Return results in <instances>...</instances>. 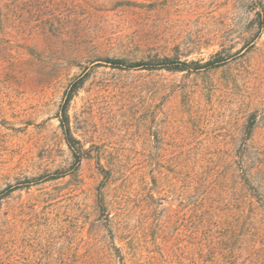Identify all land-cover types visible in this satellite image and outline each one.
<instances>
[{
	"label": "rangeland",
	"instance_id": "rangeland-1",
	"mask_svg": "<svg viewBox=\"0 0 264 264\" xmlns=\"http://www.w3.org/2000/svg\"><path fill=\"white\" fill-rule=\"evenodd\" d=\"M257 3L20 0V15L0 22V264H193L202 243L215 261L264 264ZM216 55L217 66L185 70L108 62ZM80 81L68 107L87 149L76 164L59 113ZM188 167L208 171L202 196L225 223L215 236L229 240H170L186 232L179 193L170 241L158 236L154 179ZM116 217L132 241L120 240Z\"/></svg>",
	"mask_w": 264,
	"mask_h": 264
},
{
	"label": "trees",
	"instance_id": "trees-1",
	"mask_svg": "<svg viewBox=\"0 0 264 264\" xmlns=\"http://www.w3.org/2000/svg\"><path fill=\"white\" fill-rule=\"evenodd\" d=\"M258 7V15H264V0H258L257 3ZM20 15V0H0V22H4L8 17H12L13 15ZM263 26V25H262ZM219 55L213 60H209L205 63H201L200 61H181L180 59L170 58V57H155L153 59L148 60H140L133 63H126L127 61L124 59H110V63H112L115 67H122L128 66L130 68H145V69H157V68H167L170 70H185L188 68L192 69H199L202 67H214L217 66L219 62H221ZM83 81L78 82L75 84L67 93V96L62 104L59 119H60V126L63 130L65 139L69 145L70 150L74 156V161L76 164H80L81 161L86 157L87 149L81 143L79 139L75 137L73 131L71 129L70 124V116L68 113L69 103L78 89L81 87ZM194 166H198L196 163ZM196 169V168H195ZM200 170V169H199ZM208 171H198L197 169L193 171L192 169L186 168V170L181 169L179 172V176L175 179H167L165 180L164 177L158 175L157 178L155 177V186L152 188L151 191V199L150 203L152 202L155 207H152V210L155 211L156 216V232L158 236L165 241H180V239H185V241H227L229 239L225 238L227 233L223 234L224 232L220 233L222 237L215 236V227L222 229L224 226V222H221V218H215V214L211 211L210 207L207 206V198L204 197L208 195V185H207V175ZM203 188L207 191V194H203ZM180 196V204L181 210L179 211V219H181L182 226L185 227L186 232H180L176 235L171 233L168 236V230L170 223L173 222L175 218L177 210L173 208V196L178 194ZM156 195V196H155ZM171 197V201L169 199ZM168 202L169 206H165V203ZM100 206L102 207V211H107L109 207V203H107L105 196L100 198ZM165 206V207H164ZM161 208V209H160ZM178 212V211H177ZM109 217V216H108ZM165 218V220L163 219ZM114 220L117 219L113 218ZM119 219V217H118ZM177 219V220H179ZM176 220V221H177ZM219 220V221H218ZM113 221V220H112ZM116 225L118 227V236L121 241H132L127 239L128 237L125 236L123 230L121 229V221L116 220ZM218 221V223H216ZM217 226H216V225ZM223 228V229H224ZM210 245L206 243L204 245L201 244L198 254V259L195 258L193 264H232L230 261L232 257L230 254L227 255V258H219L216 256L217 261H215V254L208 258V252L210 251ZM215 243L213 245V249L215 248ZM212 248V247H211ZM179 250L182 248L178 247ZM230 250V249H229ZM225 253V251H224ZM178 254V253H176ZM180 256V254H178ZM177 255V256H178ZM225 256V254H224ZM189 259V258H187Z\"/></svg>",
	"mask_w": 264,
	"mask_h": 264
}]
</instances>
